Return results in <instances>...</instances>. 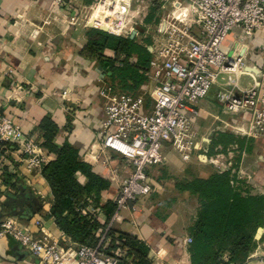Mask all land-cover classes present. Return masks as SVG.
<instances>
[{"label":"crops","instance_id":"1","mask_svg":"<svg viewBox=\"0 0 264 264\" xmlns=\"http://www.w3.org/2000/svg\"><path fill=\"white\" fill-rule=\"evenodd\" d=\"M52 2L0 0V114L18 123L26 135L40 145L49 161L52 155L41 146L43 131L40 123L43 118L50 117L59 127L54 142L58 146L70 143L79 151L83 162L109 181V189L102 194L101 205H104L108 201H115L119 182L131 172L126 161L101 149L98 137L104 118L101 82L108 72L100 70L98 60L84 55L83 50L88 42V29L85 26L59 22L60 18L55 22L47 21ZM66 2L74 6L77 13V5L87 7L84 5L85 0ZM120 5L124 6L125 3L101 0L90 22L103 29L113 30L110 23L115 17L111 14L120 13ZM58 12L66 14L61 8H58ZM193 32H198L197 26ZM236 47L246 55L248 67L262 68L264 29L252 39L244 41L233 30L223 50L231 53ZM104 55L115 57L111 50H106ZM253 72V75L242 77L244 86L260 79L258 71ZM225 82L226 79H220L209 97L199 103L201 114L194 121L197 147L191 159L182 161L170 146H166V165L150 169L153 194L138 202L134 213L125 211L123 221L112 228L144 241L150 248L149 256L153 264H191L189 245L185 240L191 238L190 230L197 219L200 203L197 196L180 191L177 185L195 178L207 179L218 173L209 162L210 158L223 154L234 165L237 178H245L241 180L244 189H248L252 195H264V137L248 138L234 133L236 116L217 100V92ZM220 133H230L245 139L243 149L234 144L229 145L225 152L222 146L212 150V142ZM88 156L92 158L90 161ZM6 159L0 166V222L7 216L13 217L10 209L4 205L7 193L11 191L12 195H18L19 186H24L26 193L37 200L40 208L36 206L33 209L32 205H25L31 210L32 217L17 218L22 224L29 225L37 236H41L43 231L51 240L66 246L69 239L59 230L51 216L53 196L42 174L29 172L18 151H8ZM79 180L85 183L84 177L79 176ZM244 183L248 185L245 187ZM100 219L102 224L106 223L104 210L100 212ZM257 239L264 241V229H261ZM260 246L249 257L248 264H259L257 260L250 262V259L264 253V242ZM0 264L38 263L13 239L0 237Z\"/></svg>","mask_w":264,"mask_h":264},{"label":"built area","instance_id":"2","mask_svg":"<svg viewBox=\"0 0 264 264\" xmlns=\"http://www.w3.org/2000/svg\"><path fill=\"white\" fill-rule=\"evenodd\" d=\"M174 4H177L176 11L184 12L176 16L174 11L159 24L157 33L161 38L149 47L152 59L147 81L138 93L117 91L106 84L100 90L104 114L98 131L101 149L126 161L131 172L119 182L116 209L99 244L77 246L69 240L62 246L43 231L37 236L17 217L0 222V237L13 239L38 264L121 263L124 251L104 252L107 232L123 221L125 211L134 213L138 202L151 197L154 183L150 169L166 165V146L182 161L191 159L197 147L194 121L201 114L199 103L209 97L220 79L226 82L217 92V100L236 116L234 133L248 138L264 137V62L261 69L248 67L246 55L239 52V47L231 53L223 50L233 30L244 41L264 29V0H175ZM120 17L116 13L110 23L113 30H105L128 37L121 33L124 20ZM255 70L260 79L244 86L242 77L253 75ZM10 150L20 153L29 172L41 173L49 163L43 149L22 127L0 114V166L7 161L6 153ZM224 158L220 154L209 162L218 173L235 174L232 162L223 161ZM100 212V209H91L99 221ZM185 243L190 245L192 238Z\"/></svg>","mask_w":264,"mask_h":264},{"label":"trees","instance_id":"3","mask_svg":"<svg viewBox=\"0 0 264 264\" xmlns=\"http://www.w3.org/2000/svg\"><path fill=\"white\" fill-rule=\"evenodd\" d=\"M86 36L88 42L83 53L98 60L102 68L106 67L110 81L105 84L117 91L138 93L147 81L152 42L141 43L130 36H117L95 28L88 29ZM106 50L113 51L115 57L104 55ZM40 129L43 131L41 146L52 155L41 172L53 196L51 216L72 243L95 247L116 209L115 201L101 205L102 194L109 189L110 183L83 162L79 151L70 143L58 146L54 142L59 127L50 117L43 118ZM234 144L243 149L245 139L220 133L212 142V150L222 146L225 152ZM87 159L92 158L88 156ZM79 176L85 178V183ZM177 188L197 196L200 203L197 219L190 230L191 264H248L260 243L257 233L264 229V195H252L230 171L215 173L207 179L185 181ZM91 209L104 210L106 223L97 220ZM103 247L107 254L117 249L124 251L126 254L120 264L154 263L144 241L115 229L107 232Z\"/></svg>","mask_w":264,"mask_h":264},{"label":"rangeland","instance_id":"4","mask_svg":"<svg viewBox=\"0 0 264 264\" xmlns=\"http://www.w3.org/2000/svg\"><path fill=\"white\" fill-rule=\"evenodd\" d=\"M52 2V9L49 12L48 15V22H55L59 21L57 18H60V21H66L65 23L70 25H80L85 26L87 29L94 28L93 23L89 21L91 15L94 13L96 8L98 7L101 0H85V4L87 7L83 8L77 5L78 7V13L77 10L73 9L71 5H69L66 0H53ZM123 1V2H122ZM120 3H125L124 6L120 5L119 11H120V19L124 20V28L122 29V35L125 36H131V33L133 31L136 32L135 37L138 42L144 43L145 41L149 40L153 43H156L157 40H159L161 37L157 33V29L159 27V24L165 20L168 16H172V13L176 11V5L174 4L175 0H119ZM127 5L126 9L125 6ZM106 6V5H105ZM185 6V5H184ZM58 8L63 9L66 14L58 12ZM111 8V7H110ZM124 11L126 13H124ZM183 13L184 11L178 10L175 12V15L177 16L179 13ZM111 16H116L114 13ZM56 17V18H55ZM55 20V21H54ZM90 24V26L88 25ZM98 28L95 29H101L103 31L108 32L107 30L103 29L100 25H96ZM115 31L117 29H114ZM132 30V32H129ZM117 32V31H116ZM129 33V35H128ZM147 43V42H146ZM109 76L105 75L103 82L101 84L108 83ZM119 81V80H116ZM122 86V83L120 84ZM223 161H227L226 158H224ZM245 179V178H244ZM244 179H241L244 181ZM240 180V181H241ZM245 187L248 185L247 183H244ZM9 193L12 194L11 191ZM9 217V216H7ZM259 238V236H258ZM264 241L260 240V243L257 245V248H260L261 244ZM59 244V243H58ZM64 246L63 244H59ZM254 257V256H253ZM253 260H257L259 264H264V253L257 258H251L250 262Z\"/></svg>","mask_w":264,"mask_h":264},{"label":"water","instance_id":"5","mask_svg":"<svg viewBox=\"0 0 264 264\" xmlns=\"http://www.w3.org/2000/svg\"><path fill=\"white\" fill-rule=\"evenodd\" d=\"M135 34L136 32L133 31L130 38L134 39ZM100 70H106V67H100ZM247 70L250 71L249 69ZM36 201V199L31 198L30 195L26 193L24 186H19L18 195L7 193L4 205L10 209L11 216L19 217L21 219H30L32 217L31 210L25 208V205H32L33 209H36V206L40 208V205L37 204Z\"/></svg>","mask_w":264,"mask_h":264},{"label":"bare ground","instance_id":"6","mask_svg":"<svg viewBox=\"0 0 264 264\" xmlns=\"http://www.w3.org/2000/svg\"><path fill=\"white\" fill-rule=\"evenodd\" d=\"M181 11H184V10H181Z\"/></svg>","mask_w":264,"mask_h":264}]
</instances>
